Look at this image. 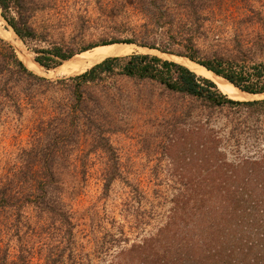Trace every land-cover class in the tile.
Masks as SVG:
<instances>
[{
  "label": "trees",
  "instance_id": "obj_1",
  "mask_svg": "<svg viewBox=\"0 0 264 264\" xmlns=\"http://www.w3.org/2000/svg\"><path fill=\"white\" fill-rule=\"evenodd\" d=\"M136 2L153 20V29L163 31L160 41L113 37L100 45L138 43L185 57L244 92L264 94V63L251 61L239 41L235 58H200L195 37L184 35L202 29L201 21L206 19L201 4L205 0H184L180 7L177 5L179 10L169 0ZM31 3L32 0H0L4 20L26 44L44 38L30 23ZM78 25L84 30L87 24L80 20ZM0 44V110L12 100L16 112L21 114L22 95L35 107L40 102L39 94L58 86L67 89L66 97L51 100V115L38 125L37 136L41 132L48 137L45 145L23 151L32 159L13 178L0 183V236L16 237L19 242L15 256L10 255L8 248L0 251V264L33 262V246L24 237L35 233L25 213L27 208L32 209L40 229L47 231L43 237L46 241L41 242L48 249L44 264H83L75 253L74 225L64 199L67 189L62 174L68 169L63 164L69 158V146H76L81 134H87L84 126L93 128L92 148L117 159L103 125L98 123L103 115V111L99 113L103 101L96 98L91 108L86 97L90 84L114 73L115 68H121V73L130 78L157 81L172 92L206 105L210 111L234 109V117L226 123L230 127L226 135L219 134L208 122L210 117L203 125L189 130V160L194 163V171L179 170L181 178L188 181H177L179 190L172 199L165 224L156 234L122 250L125 264H264V100L231 99L212 80L178 62L148 54L107 58L82 74L50 81L30 71L10 44L3 39ZM94 47L66 49L54 44L33 51L40 65L56 67L71 59L76 51L81 53ZM244 147L254 149L253 153H240ZM225 150L237 153L236 158L230 159ZM80 173L86 177L87 169L83 167ZM121 176L118 166L106 169L105 194ZM131 191L132 200L140 195L138 186L131 185Z\"/></svg>",
  "mask_w": 264,
  "mask_h": 264
},
{
  "label": "rangeland",
  "instance_id": "obj_2",
  "mask_svg": "<svg viewBox=\"0 0 264 264\" xmlns=\"http://www.w3.org/2000/svg\"><path fill=\"white\" fill-rule=\"evenodd\" d=\"M32 1L30 23L44 38L26 44L16 36L24 46L23 52L29 53L33 61L37 55L33 49L49 48L54 44L66 49L97 47L113 37L159 42L163 32L153 29V20L136 0ZM183 1L169 0V4L176 9ZM201 5L206 19L201 21L202 29L184 33L195 37L200 58H235L238 56L235 46L239 41L251 61L264 63V0H205ZM80 20L87 24L84 30L78 25ZM2 28L12 30L0 8V37L11 42L3 35ZM136 45L145 50H135L132 54L161 52H150L147 51L149 47ZM82 53L76 51L73 57ZM67 61L59 67L40 66L43 71L39 73L28 69L56 81L92 67L78 74L64 75L60 70ZM102 77L101 81L90 84L86 97L91 108L96 98L102 99L105 109L99 111H103V115L98 123L103 125L117 159L101 149L92 148L90 133H94L93 128L84 126L87 134H81L76 146H69V158L64 160L63 168L68 169L62 174L67 189L64 199L74 225L77 259L83 264H116L118 261L125 264L126 259L120 252L156 234L165 224L172 199L179 190L177 181H188V178H181L179 170L194 171V163L189 160V130L203 125L210 117L208 122L219 134L226 135L230 129L226 123L234 117V109L210 111L206 105L172 92L157 81L127 77L121 73V68ZM58 87L39 94L40 102L35 107L22 95L21 114L16 112L12 100L0 110V183L13 178L32 159L23 151L45 145L48 137L41 132L37 136V128L41 119L51 115V100L59 101L67 96V89ZM253 151L244 147L240 153L246 155ZM224 152L230 159L237 156L235 152ZM112 166H118L122 176L105 194L103 175ZM83 167L87 169L84 178L80 173ZM131 185L140 190V195L133 200ZM25 213L35 230L24 236L33 246L32 264H44L48 249L41 246V242L46 241L43 237L47 231L40 229L31 208L25 209ZM18 247L16 237L0 236V251L8 248L10 255L15 256Z\"/></svg>",
  "mask_w": 264,
  "mask_h": 264
},
{
  "label": "bare ground",
  "instance_id": "obj_3",
  "mask_svg": "<svg viewBox=\"0 0 264 264\" xmlns=\"http://www.w3.org/2000/svg\"><path fill=\"white\" fill-rule=\"evenodd\" d=\"M2 31H3V35L7 37L12 43L7 40L6 41L12 44L13 47H15V49L19 53L20 58L21 56L23 57V62L27 65V68L31 69L36 73L43 71L40 65H38L36 62L32 60V58L29 56V53L25 52L28 55L26 56V54L23 52L24 46L22 42L17 38L13 30L2 28ZM135 50L142 51L143 49L134 44H124V43H114V44L97 46L87 52L76 55L75 57L68 60L67 63L61 67L60 71L64 75H71L76 73L78 74L83 72L88 66H94L96 63H99L106 58L126 57L132 54ZM149 51L151 52L154 50H149ZM161 55H165V54H161ZM166 57L188 67L194 73H197L212 80L217 84L219 90L222 93L226 94L231 99L247 100V99L264 98V94L252 95L241 92L237 87H235L228 81L224 80L222 77L213 74L211 71H208L203 65L195 61H192L188 58L177 55L176 56L166 55Z\"/></svg>",
  "mask_w": 264,
  "mask_h": 264
},
{
  "label": "water",
  "instance_id": "obj_4",
  "mask_svg": "<svg viewBox=\"0 0 264 264\" xmlns=\"http://www.w3.org/2000/svg\"><path fill=\"white\" fill-rule=\"evenodd\" d=\"M1 39H3L2 37H0ZM4 40V39H3ZM6 41V40H5ZM9 43V42H8ZM119 43H124V44H134V45H136V43H126V42H119ZM10 44V43H9ZM11 46H12V44H10ZM136 46H138V45H136ZM138 47H140V46H138ZM12 48L13 49H15V47H13L12 46ZM140 48H142V47H140ZM143 50L142 51H144L145 50V48H142ZM16 50V49H15ZM149 50H150V48H149ZM149 50H147V51H149ZM151 50H155V49H151ZM17 51V50H16ZM156 51H158V50H156ZM158 53H160V54H154L155 56H158V57H160V58H162L163 59V56H165L166 57V55H173V54H168V53H163V52H158ZM138 54H148V55H151L150 53H138ZM161 54H165V55H161ZM109 58H113V57H109ZM107 59V58H106ZM106 59H104V60H106ZM21 60V59H20ZM103 60V61H104ZM164 60H168V61H173V60H171L170 58H168V57H166ZM22 61V60H21ZM66 61V60H65ZM103 61H101V62H103ZM23 62V61H22ZM34 62H36L38 65H40L36 60H34ZM101 62H99V63H101ZM173 62H175V61H173ZM24 63V62H23ZM99 63H96L95 65H97V64H99ZM175 63H177V62H175ZM179 64V63H178ZM25 65V64H24ZM62 65V64H61ZM94 65V66H95ZM181 65V64H180ZM26 66V65H25ZM40 66H42V65H40ZM60 66V65H59ZM58 66V67H59ZM94 66H92V67H94ZM183 66V65H182ZM204 66V65H203ZM27 67V66H26ZM91 67V68H92ZM205 67V66H204ZM90 68V69H91ZM206 68V67H205ZM207 69V68H206ZM208 71H211V70H209V69H207ZM86 72V71H85ZM212 72V71H211ZM84 73V72H83ZM213 74H215L214 72H212ZM82 74V73H81ZM79 75V74H78ZM216 75V74H215ZM218 76V75H217ZM221 77V76H220ZM223 78V77H222ZM224 80H226L225 78H223ZM226 81H228V80H226ZM229 82V81H228ZM229 83H231V82H229ZM232 84V83H231ZM232 85H234V84H232ZM235 86V85H234ZM236 87V86H235ZM239 89V88H238ZM240 90V89H239ZM241 92H244V91H242V90H240ZM244 93H247V92H244ZM248 94H251V93H248ZM263 94V93H262ZM262 94H259V95H262ZM252 95H258V94H252ZM253 100H264V98H256V99H247V100H241V101H253Z\"/></svg>",
  "mask_w": 264,
  "mask_h": 264
}]
</instances>
